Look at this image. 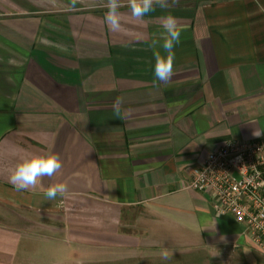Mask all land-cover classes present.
<instances>
[{
  "label": "crops",
  "instance_id": "crops-1",
  "mask_svg": "<svg viewBox=\"0 0 264 264\" xmlns=\"http://www.w3.org/2000/svg\"><path fill=\"white\" fill-rule=\"evenodd\" d=\"M48 2L0 0V213L8 220L0 264H26L39 234L85 248L89 264L182 250L206 251L217 264H264L241 225L188 188L199 160L226 139L264 135V0L157 6L119 33L104 23L106 0H51L67 5L56 11L41 6ZM168 12L183 31L173 75L158 82L154 52H163ZM16 149L56 153L62 168L17 191L8 179ZM53 183L67 192L48 201ZM15 211L30 215L23 230ZM65 263L79 264H54Z\"/></svg>",
  "mask_w": 264,
  "mask_h": 264
},
{
  "label": "built area",
  "instance_id": "built-area-1",
  "mask_svg": "<svg viewBox=\"0 0 264 264\" xmlns=\"http://www.w3.org/2000/svg\"><path fill=\"white\" fill-rule=\"evenodd\" d=\"M188 188L209 194L216 214L241 225L264 254V135L226 139L199 160Z\"/></svg>",
  "mask_w": 264,
  "mask_h": 264
},
{
  "label": "clouds",
  "instance_id": "clouds-1",
  "mask_svg": "<svg viewBox=\"0 0 264 264\" xmlns=\"http://www.w3.org/2000/svg\"><path fill=\"white\" fill-rule=\"evenodd\" d=\"M178 0H127V7L130 12L124 14L120 11L123 5L121 0H106L104 7L107 11L104 14V23L107 25L109 31L119 33L124 31V24L129 20L142 22L143 18L149 13L154 12L158 6L160 9H169ZM71 6H75L77 0H70ZM161 26L163 32L161 33L160 48L163 52L157 50L154 52V77L155 81L167 82L173 75V66L175 60L174 48L180 43L181 32L183 31L178 19L168 12L161 17ZM49 43L48 41H42ZM123 101L117 97L112 104L113 112L116 118L121 116V108ZM255 136L260 133L255 131ZM24 149H16L13 155H17V160L14 166L9 170V182L17 191H26L35 188L41 183L45 177H53L61 168L62 161L56 153L33 154L24 153ZM67 192V185L65 183H53L47 187L45 191V199L48 201L55 200L58 196H64ZM217 219L212 221V227H205L215 230ZM221 239H224L221 237ZM167 259V255H164Z\"/></svg>",
  "mask_w": 264,
  "mask_h": 264
},
{
  "label": "rangeland",
  "instance_id": "rangeland-1",
  "mask_svg": "<svg viewBox=\"0 0 264 264\" xmlns=\"http://www.w3.org/2000/svg\"><path fill=\"white\" fill-rule=\"evenodd\" d=\"M198 0H178V2L185 3H195ZM46 7L49 11H56L67 5L55 4L49 0L48 4L41 5ZM7 211L0 213V222L3 221L7 223L6 216ZM15 218V226L24 229L23 218L25 216H30L24 211H15L11 213ZM38 219V217H37ZM24 243H21V247ZM26 245V243H25ZM24 250V246L21 249ZM26 250V249H25ZM27 251V250H26ZM29 258L26 264H54L55 262H76L79 264H89L83 261L85 256H88L87 250L80 247L77 249L69 240L65 237L51 238L44 236V234H39L34 237V241L28 243ZM165 253L151 254H135V255H119L112 260L110 263L106 264H217L216 259L210 256L206 251L203 250H182L175 253L166 254L167 259L164 258ZM77 258V259H76ZM61 260V261H60ZM80 260V262H77ZM66 264V263H65ZM98 264V263H96ZM104 264V263H102Z\"/></svg>",
  "mask_w": 264,
  "mask_h": 264
}]
</instances>
